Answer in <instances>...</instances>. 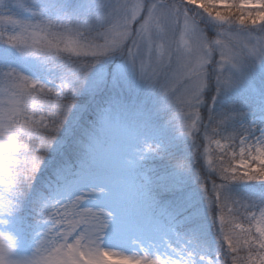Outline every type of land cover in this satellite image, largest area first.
Masks as SVG:
<instances>
[{
    "label": "snow or ice",
    "instance_id": "obj_1",
    "mask_svg": "<svg viewBox=\"0 0 264 264\" xmlns=\"http://www.w3.org/2000/svg\"><path fill=\"white\" fill-rule=\"evenodd\" d=\"M0 45V214L13 212L31 186L85 78L118 55L158 95V111L193 141V157L202 160L196 181L215 210L219 241L213 254L194 238L165 240L162 252L135 236L139 251L105 246L109 232L119 238L140 230L109 203L96 159L102 138L117 126L136 144L122 166L138 189L137 216L148 201L132 175L136 161L144 152L165 155L144 139L148 116L138 111L128 120L109 110L79 168L67 156L53 166L57 184L41 209L46 228L35 249L17 255L15 237L0 232V264H264V202L231 191L236 182H264V114L251 122L236 104L217 111L205 100L206 92L215 101L248 89L264 97V0H66L55 7L0 0ZM29 63L48 74L22 70ZM174 165L194 171L186 158ZM155 231L140 232L149 247Z\"/></svg>",
    "mask_w": 264,
    "mask_h": 264
},
{
    "label": "trees",
    "instance_id": "obj_2",
    "mask_svg": "<svg viewBox=\"0 0 264 264\" xmlns=\"http://www.w3.org/2000/svg\"><path fill=\"white\" fill-rule=\"evenodd\" d=\"M60 1L64 2V0H57L54 4H52L54 1L48 2L52 5L51 7H55L56 3ZM45 3L43 0H38L40 7ZM2 47L0 45V48ZM34 68L42 76L48 74L47 70L39 66ZM257 78H259V73ZM113 83L110 80L105 81L104 88L107 87L109 91L110 85ZM104 88L96 92L93 97L90 96L89 92H78L74 105L62 127L67 132L64 133L60 130L57 134V138L65 137V144L57 153L52 151L53 146L48 149L40 170L31 186L18 200L14 211L4 213L13 228L21 230L22 235L33 238L42 225L41 209L47 199L53 195L54 187L57 184L52 175L53 166L57 163H63L67 156L70 157L69 167L73 170L78 169L80 162L86 156V145L98 132L96 123L104 115L103 109L106 107L113 109L114 106H119V103H116L119 99L115 98L114 93H108L107 89ZM211 91L213 94L215 93L214 86ZM129 100L127 99V101ZM205 100L207 106L217 111L222 107L236 104L246 112L245 119L247 121H251L257 115L264 114V97L252 89L239 94L232 93L225 97L217 96L215 101H212L211 96L206 92ZM140 101L146 100L141 99ZM250 101L256 107L247 104ZM77 105L83 106L82 109H78ZM75 106L77 107L74 108ZM249 109L251 111H248ZM152 110H154L155 116H148L151 127L145 130L144 139L149 143L160 144L165 155L160 156L154 152H147L138 169L134 168V180L148 201L147 204L142 205L140 216L142 220L154 217L168 229L173 230L168 241L182 243L185 238L188 240L194 238L203 250L208 254H213L219 246L217 240L218 226L213 222L215 210H212L210 214L208 203L195 177V170L200 169L202 160L197 161L193 157V141L184 135L166 114L158 111V108ZM104 138L106 135L100 143H105ZM77 140L81 142L80 146L75 144ZM179 158L193 161L194 171L181 172L176 169L174 162ZM206 171L207 166L205 165L202 172ZM231 191L234 194L254 199L258 203L264 202V182H236L231 186ZM132 203L138 212L139 193L135 183Z\"/></svg>",
    "mask_w": 264,
    "mask_h": 264
},
{
    "label": "rangeland",
    "instance_id": "obj_3",
    "mask_svg": "<svg viewBox=\"0 0 264 264\" xmlns=\"http://www.w3.org/2000/svg\"><path fill=\"white\" fill-rule=\"evenodd\" d=\"M48 1L50 0H43V2L46 3L42 7L52 6ZM51 1H54L52 2V4H54L57 0ZM21 2H23V0H21ZM65 2L66 0H64V2L60 1L56 3V5L64 4ZM5 3H8V0H5ZM35 66L37 65L31 63L21 65L22 70L28 72L29 74L44 78L45 76L38 74L34 68ZM107 80L114 82L110 85L111 87L109 91L107 87L106 89L108 93H114L113 95L115 98L119 99L116 102L119 103V106H114L113 109L106 107L103 109L104 112L115 110L123 118L128 120L135 118L138 111L143 112L146 116H155L154 110L152 109H159L160 99L158 95L151 87L140 81L131 65L128 64L123 59V57L118 55L107 57L100 64L94 67L93 71L90 72L85 78V83L79 92H89L90 96L93 97L96 92L101 91L104 88L103 84ZM126 98L130 100L127 101ZM141 99H145L146 101H140ZM247 104L251 105L252 107H256L252 104V101ZM77 106L78 109H82L83 107L80 105ZM261 115L262 114L257 115V117L253 118L251 122H258L261 118ZM102 117L103 116L97 120V131L99 130L100 124L102 122ZM74 119H76L75 116ZM90 123L92 124V122ZM61 130L64 133L67 132L62 128ZM104 140L105 143H100L97 146L96 159L99 171L101 173V180L112 190L113 195L110 198L109 203L122 208L131 219L132 226L136 229H139L140 232L148 233L153 227L156 230L152 237L155 244L154 247H149L148 238L144 235H141L140 232L119 238H114L111 232H109V235L104 242L105 246L120 248L128 252L139 251L140 245L133 240V236H135L136 239L143 240L145 247H148L149 251H164L163 241L169 240V235L173 232V230L168 229L162 222L154 217H149L147 220H142L140 215L137 216L138 212L132 203V193L134 189L133 179L131 177V173L122 166V157L125 154L131 153L132 149L136 146L135 142L123 129L117 126H112L108 129L106 138H104ZM65 142L66 139L64 136L57 138L52 144V151L57 153L58 150L65 144ZM139 146L141 148L143 147L142 144ZM146 153L147 152L143 153V158L146 156ZM143 158L137 159L135 166L136 170L140 166ZM132 175L134 177V169L132 170ZM87 203L92 204L93 202L88 201ZM43 220L44 219H42V225L39 230H37L36 235L33 238H28L25 235H22L21 230L13 228L3 213L0 214V221H6V223H0V232H5L15 237V252L17 255H30L37 246L38 241L41 238V234L46 228V221Z\"/></svg>",
    "mask_w": 264,
    "mask_h": 264
}]
</instances>
